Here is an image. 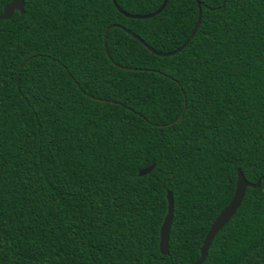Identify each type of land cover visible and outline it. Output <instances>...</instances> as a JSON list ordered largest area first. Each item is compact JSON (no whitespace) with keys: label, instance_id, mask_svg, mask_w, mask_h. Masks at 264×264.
<instances>
[{"label":"trees","instance_id":"trees-1","mask_svg":"<svg viewBox=\"0 0 264 264\" xmlns=\"http://www.w3.org/2000/svg\"><path fill=\"white\" fill-rule=\"evenodd\" d=\"M197 1L180 51L132 36L175 50ZM237 169L260 185L202 264H264V0H166L149 18L24 0L0 19V264H193Z\"/></svg>","mask_w":264,"mask_h":264},{"label":"water","instance_id":"water-1","mask_svg":"<svg viewBox=\"0 0 264 264\" xmlns=\"http://www.w3.org/2000/svg\"><path fill=\"white\" fill-rule=\"evenodd\" d=\"M113 4L116 6V8L125 16L131 17V18H149L152 17L155 14H158L162 11L166 4V0H163L162 4L159 6L157 10H155L152 13L148 14H131L127 13L124 10H122L116 3V0H112ZM198 5V16L197 21L192 29V31L189 34V37L185 40V42L176 48L175 50L168 51V52H161V51H155L151 46L147 45L141 38L136 36L134 33H131L132 36H134L136 39H138L142 44H144L151 52L156 53L158 55L166 56L176 53L177 51H180L189 41V39L193 36L195 33L199 21H200V3L197 1ZM15 10H18L20 13H23L24 11V0H11L7 4L4 5L2 13L0 14V19H8L11 17L13 12ZM128 69V68H127ZM154 168V164H151L145 168H142L138 171V175H144L146 173H149ZM260 185V179H258L256 182L252 183L245 179L242 172L237 169L236 172V184L233 196L230 200V202L224 207V209L216 216V218L211 223L209 230L207 234L205 235L202 245L200 247V255L199 258L193 263V264H202L207 256L208 248L216 235V233L222 229V227L228 222V220L234 215L236 210L241 204V201L243 199V196L245 194L247 187L256 188ZM167 197V212L166 215L162 221V224L160 226L159 230V249L162 254H167L168 252V238H169V232H170V225L173 215V198L172 193L170 190L167 191L166 194Z\"/></svg>","mask_w":264,"mask_h":264}]
</instances>
